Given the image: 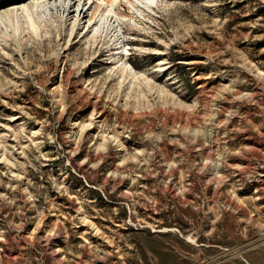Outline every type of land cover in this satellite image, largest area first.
Listing matches in <instances>:
<instances>
[{"label":"rangeland","instance_id":"obj_1","mask_svg":"<svg viewBox=\"0 0 264 264\" xmlns=\"http://www.w3.org/2000/svg\"><path fill=\"white\" fill-rule=\"evenodd\" d=\"M156 2L0 31V264H264V0Z\"/></svg>","mask_w":264,"mask_h":264},{"label":"bare ground","instance_id":"obj_2","mask_svg":"<svg viewBox=\"0 0 264 264\" xmlns=\"http://www.w3.org/2000/svg\"><path fill=\"white\" fill-rule=\"evenodd\" d=\"M123 1L129 5L131 14L137 16L157 3L156 0H26L0 13V31L29 29L30 33L40 37L43 28L63 29L69 22L72 48L76 43L77 32L83 25L88 26L84 31L86 38L93 32L94 39L118 33L120 25L125 22V16L118 13ZM89 16L92 18L88 20Z\"/></svg>","mask_w":264,"mask_h":264},{"label":"trees","instance_id":"obj_3","mask_svg":"<svg viewBox=\"0 0 264 264\" xmlns=\"http://www.w3.org/2000/svg\"><path fill=\"white\" fill-rule=\"evenodd\" d=\"M20 1H25V0H11L10 3H12L13 5L18 4V2ZM3 5V4H2ZM2 5H0V9L2 8Z\"/></svg>","mask_w":264,"mask_h":264}]
</instances>
